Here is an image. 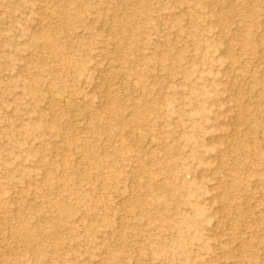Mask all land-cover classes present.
<instances>
[{
  "label": "rangeland",
  "instance_id": "obj_1",
  "mask_svg": "<svg viewBox=\"0 0 264 264\" xmlns=\"http://www.w3.org/2000/svg\"><path fill=\"white\" fill-rule=\"evenodd\" d=\"M0 264H264V0H0Z\"/></svg>",
  "mask_w": 264,
  "mask_h": 264
},
{
  "label": "bare ground",
  "instance_id": "obj_2",
  "mask_svg": "<svg viewBox=\"0 0 264 264\" xmlns=\"http://www.w3.org/2000/svg\"><path fill=\"white\" fill-rule=\"evenodd\" d=\"M115 63V62H114ZM238 75H241V73L239 72V73H237V76ZM130 78H128V77H126V79H125V81L127 82V83H129L131 86H134V87H137L138 88V83L137 82H135L133 79L132 80H129ZM250 81V80H249ZM141 85V84H140ZM252 86V85H251ZM253 87V86H252ZM133 88V87H132ZM249 88H251V87H249ZM257 88H259V87H257ZM143 90H144V88H142ZM254 89V88H253ZM256 89V88H255ZM141 90V89H140ZM253 91V90H252ZM53 93V92H52ZM51 93V94H52ZM251 93V92H250ZM254 93V92H253ZM262 93V92H261ZM55 96V95H54ZM56 97V96H55ZM61 98H59V96H58V100H60ZM260 129V128H259ZM260 131V130H259ZM152 137V136H151ZM150 138V137H149ZM151 140V139H150ZM155 141V140H154Z\"/></svg>",
  "mask_w": 264,
  "mask_h": 264
}]
</instances>
